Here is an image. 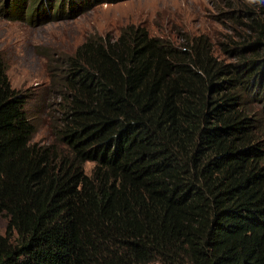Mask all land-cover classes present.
<instances>
[{
	"label": "trees",
	"instance_id": "16d2710c",
	"mask_svg": "<svg viewBox=\"0 0 264 264\" xmlns=\"http://www.w3.org/2000/svg\"><path fill=\"white\" fill-rule=\"evenodd\" d=\"M27 1L4 14L116 0ZM232 8L218 47L140 26L86 39L51 75L50 143L0 55V264H264V0Z\"/></svg>",
	"mask_w": 264,
	"mask_h": 264
},
{
	"label": "rangeland",
	"instance_id": "374dc122",
	"mask_svg": "<svg viewBox=\"0 0 264 264\" xmlns=\"http://www.w3.org/2000/svg\"><path fill=\"white\" fill-rule=\"evenodd\" d=\"M252 1L116 0L94 4L93 8L69 18L53 19L49 16L50 20H46L42 14L39 19L37 16H24L21 20H15L11 12L4 14V0H1L0 55L4 58L12 88L28 99L26 108L36 124L34 141L50 143L55 140L50 128L54 118L52 114H55L53 107L49 106L54 104L48 94L52 86L51 75L56 73L55 68L60 66L61 60L73 54L86 39L116 37L127 26H140L152 36L176 44L184 43L188 38L207 35L218 47L219 42L234 35L235 30L241 31L231 19L232 6L245 7ZM33 3L32 0L25 2L23 11L32 12L34 7L30 5ZM45 8L48 10L46 4ZM55 12H52V16ZM243 22L247 23V20L243 19ZM93 166L94 163L89 162L86 169ZM8 223V217L1 215L2 234H7Z\"/></svg>",
	"mask_w": 264,
	"mask_h": 264
}]
</instances>
